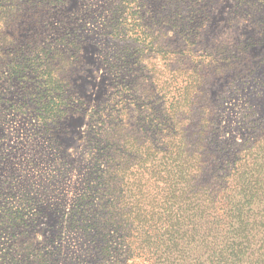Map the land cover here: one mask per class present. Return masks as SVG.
Masks as SVG:
<instances>
[{
	"label": "rangeland",
	"instance_id": "1",
	"mask_svg": "<svg viewBox=\"0 0 264 264\" xmlns=\"http://www.w3.org/2000/svg\"><path fill=\"white\" fill-rule=\"evenodd\" d=\"M197 148L264 183V0H0V264H147Z\"/></svg>",
	"mask_w": 264,
	"mask_h": 264
},
{
	"label": "trees",
	"instance_id": "2",
	"mask_svg": "<svg viewBox=\"0 0 264 264\" xmlns=\"http://www.w3.org/2000/svg\"><path fill=\"white\" fill-rule=\"evenodd\" d=\"M197 150L194 162L182 167L190 181L184 177L179 183L177 220L166 225L167 213L154 214L152 227H160L161 235L134 247L137 257L144 255L147 264H264V213L256 218L255 209L256 202L264 203V183L256 178V167L250 169L249 180L234 182L244 199L232 200L229 180L210 177L211 182L205 153Z\"/></svg>",
	"mask_w": 264,
	"mask_h": 264
}]
</instances>
